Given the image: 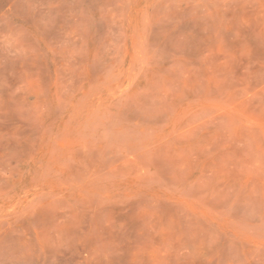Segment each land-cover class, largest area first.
<instances>
[{
  "label": "rangeland",
  "instance_id": "1",
  "mask_svg": "<svg viewBox=\"0 0 264 264\" xmlns=\"http://www.w3.org/2000/svg\"><path fill=\"white\" fill-rule=\"evenodd\" d=\"M0 264H264V0H0Z\"/></svg>",
  "mask_w": 264,
  "mask_h": 264
}]
</instances>
